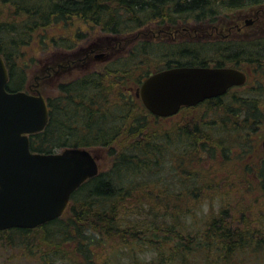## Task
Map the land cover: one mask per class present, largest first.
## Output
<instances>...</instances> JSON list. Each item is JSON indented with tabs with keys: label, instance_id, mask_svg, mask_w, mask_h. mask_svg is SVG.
<instances>
[{
	"label": "trees",
	"instance_id": "1",
	"mask_svg": "<svg viewBox=\"0 0 264 264\" xmlns=\"http://www.w3.org/2000/svg\"><path fill=\"white\" fill-rule=\"evenodd\" d=\"M261 4L264 0H0V9H8L0 13V55L9 77L6 90L23 91L27 75L18 60L34 43H44L42 32L57 23L78 19L106 34L127 35L154 22L213 23L226 12ZM249 58L256 74L250 101L244 95L227 104L210 99L183 107L176 114H184L183 120L170 128L160 127L158 121L167 118L151 115L135 95L142 81L165 68L246 66ZM263 69L264 39L250 42V47L242 43L220 46L215 40L200 38L175 44L144 39L99 69L59 84L56 94L45 97L48 122L43 131L29 136L30 151L103 149L109 167L73 192L60 218L35 229L6 230L0 236L11 242L14 235L24 237L26 244L31 233L41 234L32 253L39 251V264H114V258L103 254L107 243L110 249L132 254L138 246L157 248L161 241L179 253L182 264L190 256L202 257L203 264H250V258L253 264H264V208L251 214V222L244 214L235 222L228 208H223L201 233L196 228L185 233L184 223L179 222L183 214L189 215L191 204L210 180L198 168L188 170L185 165L194 169L196 160L201 162L216 150L227 158L233 144L250 145L251 133L263 122ZM199 109L204 114L209 109L214 114L217 109L222 112L209 121L189 116ZM229 133L231 144L226 147L222 138ZM172 151L178 153L176 165L168 163ZM259 176L263 190L264 168ZM158 219H170L173 225L159 226ZM172 230L179 234L169 247ZM160 233L167 237L162 239ZM164 253L156 258H163Z\"/></svg>",
	"mask_w": 264,
	"mask_h": 264
},
{
	"label": "rangeland",
	"instance_id": "2",
	"mask_svg": "<svg viewBox=\"0 0 264 264\" xmlns=\"http://www.w3.org/2000/svg\"><path fill=\"white\" fill-rule=\"evenodd\" d=\"M0 11L1 14H6L8 9L2 7ZM246 20H252V25L245 26ZM42 37L44 43L37 42L25 49L24 56L18 60V63L25 67L27 75L23 91L33 95L39 92L45 98L56 94L59 84L99 69L105 62L126 54L135 44L144 41V39L175 44L198 40V38L203 41L220 40L225 42L229 40L249 41L264 37V4L226 12L213 23L188 22L170 25L154 22L143 27L136 34L127 35L106 34L96 27H90L80 20L74 19L51 26L50 29L42 32ZM135 37L137 38L135 39ZM53 39L58 44L53 43ZM62 39L65 41L60 42ZM99 54H103V56L98 58L96 55ZM262 74L264 77V72ZM255 75H250V83L248 81L240 92L235 90L231 92V95L240 98L250 95V89L254 87ZM232 98L226 97L220 102L221 104L236 102ZM214 112L216 113L214 114L212 109H209L204 114L199 109L191 111L189 116L195 120L209 121L213 120V116H217V114L219 116L222 110L217 109ZM182 115L184 114L159 120L158 124L162 128H170L183 120ZM231 136L232 134L229 133L222 138L226 147L231 144ZM263 138L264 120L260 127L251 133L250 145L242 148L238 144H233L227 158H224L221 152L216 150L212 155L203 156L201 162L196 160L193 163L194 169H190L188 164L185 165L188 170L198 168L200 172L210 177V180L204 183L202 196L194 204H191L190 210H188L189 215L183 214L179 220L180 224L184 223L183 232L192 233L191 228H196L200 233L203 232L207 221L226 207L230 214H233L231 220L235 222H239L243 214L247 215L251 222V214L253 215L256 210L264 208V189L261 188L263 180L259 176V172L264 168L261 148ZM89 151L97 161L99 170L106 171L109 167L107 151L103 149ZM169 155V165L172 162L175 164L178 153L172 151ZM240 206L241 211L238 210ZM169 212H173V210H169ZM178 212L183 211L179 210ZM191 215L194 216L190 217ZM157 222L159 226L164 225L165 227L173 223L170 219H158ZM172 232L169 237L173 240L169 241V247L175 243V236H178L175 234H179L175 230ZM40 235L31 233L26 244H24V237L14 235L11 237V242L7 236H0V264H39V259H36V257L39 258V251L37 250L34 255L32 253L36 250L34 246L39 245ZM159 236L163 239V237H167V234L160 233ZM165 242L158 243L159 247L157 248L156 245L138 246L132 254L127 253L126 250L110 249L108 248L109 243H107L103 247V254H109L110 258H114V264H182L179 261V253L165 248ZM148 246L150 247L148 248ZM29 249V254H27ZM162 251L165 252L164 257L156 258L157 254ZM250 257H252L251 254ZM232 259L233 262L237 261V257ZM203 260L200 256L196 258L190 256L185 264H203ZM253 262L254 258H250V264Z\"/></svg>",
	"mask_w": 264,
	"mask_h": 264
},
{
	"label": "water",
	"instance_id": "3",
	"mask_svg": "<svg viewBox=\"0 0 264 264\" xmlns=\"http://www.w3.org/2000/svg\"><path fill=\"white\" fill-rule=\"evenodd\" d=\"M7 82L0 56V231L34 229L64 213L73 192L98 174V164L85 149L31 152L29 136L48 122L46 100L39 93L8 92ZM244 82L245 75L229 67L179 66L149 75L136 96L151 115L167 118ZM261 148L264 155V138Z\"/></svg>",
	"mask_w": 264,
	"mask_h": 264
},
{
	"label": "flooded vegetation",
	"instance_id": "4",
	"mask_svg": "<svg viewBox=\"0 0 264 264\" xmlns=\"http://www.w3.org/2000/svg\"><path fill=\"white\" fill-rule=\"evenodd\" d=\"M253 23V22H252ZM245 25V24H244ZM250 24L248 25H245V26H249ZM252 25V24H251ZM258 39H264V37H261V38H258ZM258 39H254V40H249V41H234V40H229V41H225V42H222L220 40H215L218 44H220V46H226L227 44L229 43H232L233 45L235 44H239V43H242V44H247L249 47H250V42H253L255 40H258ZM250 50V48H249ZM249 62L247 63V65H239V66H235L234 64H228L227 66H223V67H229V68H233L235 70H238L240 72H242L244 75H245V82L242 84V85H239V86H235V87H232L230 89H228L225 94L219 96V97H216V98H211V99H219L220 101L224 100L223 98H226V97H233L232 100L236 101L238 100L240 97H236V96H233L231 95V92L232 91H235V90H238L240 92V90H242L248 83L249 79H250V75L253 74V76L255 75V72H253L251 69H250V58L248 60ZM250 83V81H249ZM237 92V91H236ZM248 99L250 101V95H248ZM210 100V99H209ZM206 101V100H205ZM181 110V109H180ZM179 113V112H178Z\"/></svg>",
	"mask_w": 264,
	"mask_h": 264
}]
</instances>
